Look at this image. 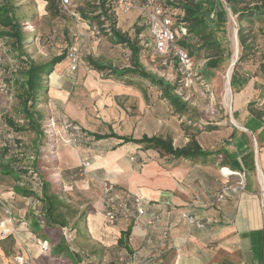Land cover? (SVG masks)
Returning <instances> with one entry per match:
<instances>
[{
    "label": "rangeland",
    "instance_id": "374dc122",
    "mask_svg": "<svg viewBox=\"0 0 264 264\" xmlns=\"http://www.w3.org/2000/svg\"><path fill=\"white\" fill-rule=\"evenodd\" d=\"M25 1L26 4H31L30 9L32 11L37 12V15H33V17L37 19V23L32 27L33 30L29 32L28 43L25 45V49L35 58H49L53 54L65 51L66 60L69 62L71 61L69 52H75L76 54L77 63L75 69H71V63L70 66L68 63L67 67L69 66V69H64L62 71L63 77H65L69 83L66 95L68 100H66V102H69V105L72 108L70 111L75 115L77 124L74 122L72 123L76 124L78 127L87 128L92 132L106 133L107 131L114 129L119 133L131 132L134 136H141L142 134L170 136L173 139L174 145L177 146L185 144L189 140V135H194L197 141L201 144L204 143V145H206L207 143L212 144L213 142H216L218 145L217 147H220L222 150L223 148L234 150L239 148L236 143L228 144L231 142L228 139L230 136L228 129L236 126L237 129L242 130L247 134L248 142L252 147V155L250 158L254 165V172L248 171V178L252 177L257 189L255 197L258 199V205H256L255 208L256 210L261 211V216L264 219V189H262L258 179L259 168L260 171L263 170L261 173L263 172L262 175L264 180V169H262L264 163V144H262L252 133L245 131L243 118L238 119L244 115L243 108L239 113L242 115L237 116L235 113L234 109L243 104V101L247 98L244 99V97H241L238 99L236 97L237 95L233 92L231 85H229L228 82V84H226L229 68L231 69L230 75L236 65L238 70L240 69L243 72L255 70V66L264 52V27L262 30L256 23L244 22L245 27L247 28L246 30L249 33L248 36L251 37L254 35L252 38L254 42L251 50H249L250 52L246 60L238 61L240 45L238 40L237 17L230 10L227 0H215V3L217 2L218 7L223 13L225 32H221L216 28L214 19L216 22L219 21V19H217L218 16L216 17V10L214 11L213 17L211 12L207 15L206 13L208 10H205V20L209 25L208 29L213 30L215 37L227 45L228 56L223 55V58L227 61L222 58V62L218 63L214 68H209L208 65L205 64L206 54L204 52L191 54V66L188 75L190 84L188 87H180L176 84L178 83L177 79L181 77L177 62L172 61V64L169 65L162 64L161 57L153 51V39L149 32L148 23L147 21L145 22L146 19L143 18L139 10L134 9L126 14H118L117 18L114 17L116 27L120 26L121 29H123V32L127 33L130 38H136L138 44L141 45L140 61L144 67L148 71L163 77L170 83L176 84V87H174V93L178 94L182 101L186 103L187 112L183 114L174 111L173 107L161 95L160 90L156 86L150 84V82L133 75H129V78H115L108 69L97 71L85 60L86 56H91L96 60L109 63L116 67L128 66L131 63L130 50L124 43H117L113 39L109 40L103 33H101L103 35H94L95 37L85 36L81 29H85L87 24L90 28H86V31L92 30L93 34L94 31L92 25H90L83 17H80V15L77 19L68 12V14L63 13L64 18L46 17L44 0ZM31 1L33 2L30 3ZM164 1L170 3L175 2L176 0ZM94 2L95 0H72V7L76 13L77 10L80 9V12H82L81 9H84L86 16H91L90 4L93 5L92 3ZM30 9L29 12H31ZM107 24L108 21H105L104 26H107ZM138 27L142 28L140 33H137ZM75 35L82 36V39L84 38L85 41H83L84 39L79 40L80 38L75 40ZM99 38L104 40L96 41ZM75 41H78V43L75 44ZM11 52V48L4 42V38H0V109H7L8 111H10L11 105L16 103V97L14 94L16 89H18L16 83H14V79L18 78L17 72H12V75L8 74L11 73L10 71L14 69L15 63H17ZM208 52L211 54V50ZM79 62L81 66L85 67V71L88 74L94 73V81H92L90 77L93 87H88V83L86 85V82H84V84L82 81H77L76 70ZM205 73L207 75H204ZM200 74L206 76L207 79L204 82H202L203 78L198 76ZM52 77H54V74H52ZM85 80L86 79L83 81ZM125 82H133L132 92L130 90L131 88L123 87L124 85L127 86ZM203 83L206 87L203 86ZM226 86L229 88L227 98L225 95ZM123 89H128V92H122ZM257 105L258 102L254 104V106ZM38 108L42 112H45L46 110L48 112H53L55 115L62 114L64 116L65 114L63 111L65 110V104L59 105L58 103H55V101L48 96V91L45 102L39 103ZM123 111L125 113L124 117H122ZM134 115L138 117H133ZM5 135L11 137L13 134L5 130V124L0 116L1 139H3L2 137H6ZM18 135L19 138L25 142L33 137V133L29 131H23ZM92 139L93 138L89 136V138L85 139L83 143H80V145L75 147L66 144L63 139H60L58 140L57 148L64 147V145L70 146L71 148H82V151L79 152L81 156H78L81 159L83 157L82 155H89L88 159H84L86 161H89L91 153H94L95 150H99L100 156L102 157L101 160H110L111 158L118 157L120 151L123 150V152H127L125 157L134 164L136 169H140L143 164L154 163V161L163 165L175 160V158L171 156H160L153 149L138 148V146L129 143H125L122 150L117 149L116 151H112V147L115 145L114 141H117V139ZM126 146H128L127 149L124 148ZM214 148H212L213 151H215ZM220 149L216 151L222 152ZM235 155L243 160L241 153ZM214 158L215 161L217 160V169L225 175L222 177L221 174L218 173L219 178L215 180V186L211 190V193L215 195L220 189L230 185L236 186L237 193L244 191L245 186L241 187V180L244 179V176L242 177L239 174H227L222 171L224 167H228L227 165L222 164L224 160L227 161L223 153H219V155L217 154ZM212 160L213 158L210 157L205 161L186 160L185 162L187 165L185 181L186 188L190 191V194H193L191 200L188 201V211L186 213L198 218L203 223L206 220L205 215H207L206 213L209 206L207 203H202L205 201L201 198V192L200 190H197V185H194L197 184V179L193 181L192 177L199 176L202 164H212L214 163ZM57 163V159L44 165L42 162H39L38 170L42 177L41 179L46 181L50 188L56 192L54 193L60 201L65 205H68L70 214L66 215V217L72 220L77 213V208L74 203L83 201V199H88L86 194L87 190L85 189L88 182L86 177L88 170L80 174L78 172V164L76 166V172L74 175L72 174L71 177L69 176L70 181L67 183V179L63 173L61 172L59 174ZM230 169L234 170L232 168ZM25 177L28 178V176ZM37 177L38 176H36V178ZM36 178L29 177L27 180L30 182V185H34L35 189H39V184L37 183ZM63 178H65V180H63ZM3 179L4 180H0L1 184H10L13 180L5 177ZM245 181L246 180L243 182L244 184H246ZM65 183L70 184L72 189L64 191L63 186ZM90 184L91 182H89V185ZM90 187L92 188L91 185ZM228 197L226 196L225 199H228ZM67 199H71L74 202L71 200H69V202ZM223 200L224 198L222 201ZM32 201L33 200H31V202ZM30 205L33 207L31 209H35V211L39 210V203H30ZM84 208L82 209L83 211ZM61 211L64 214H67L68 212L66 208ZM226 212H228V210H226ZM82 213L83 212L80 214V218L85 214ZM6 216H8L7 212L0 208V232L3 228L8 227L5 221L7 218ZM80 218L78 221H80ZM184 218L187 226L184 231V239L181 246H183L188 253L191 248L196 247L197 252L195 257H198L200 260L203 258L202 256L206 251H211V254L214 253L216 255L215 258H221L222 261L228 263L230 248H233L234 242L232 241L233 230L227 221H221L222 223L218 225L221 227L219 230L220 232L213 235L215 232L213 226H216L215 223H211L213 221L204 223L203 227H197L195 223H191L188 218L185 216ZM65 229L68 234L69 228L66 227ZM70 231L72 232L73 230ZM37 238L42 239V237L35 235L33 240L35 244ZM67 239L68 240L65 241L67 244L70 243L75 245V239L72 236L70 238L67 236ZM80 239L83 240L82 237ZM50 242L51 241H48L51 247ZM164 244L157 245L155 248L157 250L162 249L166 247ZM10 245H12V241L9 238H1L0 235V247L6 251L7 246ZM261 249L264 252V225ZM19 254L21 253L18 251L9 255L6 263H14L16 256H19ZM158 258L159 256H152V260H157ZM1 262L3 264L5 263L3 260H1ZM165 264H169V262Z\"/></svg>",
    "mask_w": 264,
    "mask_h": 264
},
{
    "label": "crops",
    "instance_id": "0c3cea01",
    "mask_svg": "<svg viewBox=\"0 0 264 264\" xmlns=\"http://www.w3.org/2000/svg\"><path fill=\"white\" fill-rule=\"evenodd\" d=\"M86 28H90L88 24ZM86 28L81 29L82 33L85 36L95 37L92 30L86 31ZM78 38H80L79 40L84 39H82V36L75 35L74 39L78 40ZM103 40L104 39L99 38L96 41ZM83 41H85V39ZM76 43H78V41H75V44ZM70 60L69 62L65 58L60 63L56 64L55 69L49 74L48 96L59 105L65 104V110H63L65 119L76 123V117L70 111L72 108L69 102H66V100H68L66 95L69 83L62 75V71L64 69H69L70 63L72 65V58ZM68 63L69 66L67 67ZM85 70V67L81 66L79 62L76 70V78L77 81L86 82V85L88 83V87L91 88L93 85L90 77L92 81H94L95 75L94 73L88 74ZM52 74H54V77H52ZM84 79L86 80L83 81ZM125 84L127 86L124 85L123 87L131 88L130 90L132 92L133 82H125ZM256 84V78L250 77L241 90L234 92L238 99L241 97H244V99L247 98L243 101V104L239 105L234 110L238 116L242 115L239 113L243 108L244 115L243 117L239 116L240 118L238 119L243 118L245 131L252 133L264 144V123L254 120L248 115L247 110L244 108V104L251 98ZM122 92H128V89H123ZM124 116L125 113L123 111L122 117ZM133 117L138 116L134 115ZM83 129L88 130L87 128ZM111 131L118 135H132L131 132L119 133L114 129L106 133ZM88 132L105 134L104 132H92L89 130ZM228 133L230 135L228 139L231 141L228 144L236 143L239 146L238 149L223 148L222 150L220 147H217L218 145L216 142L212 144L207 143L206 145L198 142L204 149L210 151H213L212 148L215 147V151L220 149L227 154H229V152L234 154L241 153L243 164L240 162L239 167L243 165L245 168L246 184L244 191L237 193L236 186L230 185L231 188L228 189V191L224 190L223 201V198L221 200L217 199V193L215 195L211 193V190L215 186V180L219 178L218 173L221 174L222 177L225 175L217 169V160L215 161L214 158L215 155H212V162L214 161V163L208 165H205V163L202 164L199 175L201 178L198 175L192 177L193 181L197 179V184L194 185H197V190L201 192V198L205 201L202 203H207L209 206L204 223L213 221L211 223L216 224V226H213L215 231L213 235L220 232L219 230L221 227L218 225L222 223L221 221H227L233 230L232 241L234 244L233 248H230L228 263L222 261L221 258H215L216 255L214 253L211 254V251H206L207 253L205 252L202 256L203 258L200 260L198 257H195L197 252L196 247L191 248L188 253L186 249L181 246L184 239V231L187 226L184 214L188 211L187 204L189 203L188 201L191 200V196H193L186 188V159L175 158L172 162L163 165L154 161V163L143 164L140 169H136L134 164L125 157L127 152H123L122 150L125 143L121 144L120 139L109 136L105 138L117 139V141H114L115 145H113L112 151H116L117 149L122 151H120L118 157L111 158L110 160H101L102 157L100 156L99 150H95L96 152L94 151V153H91L86 168L88 170L86 174L88 182L85 189L87 190L86 194L88 199H83V201L74 203L77 208V213L73 219H68L67 226H62L57 229L46 225L43 221H39V228H41L39 232L43 236V239L51 241V247L47 252H42L35 242H33L34 236L37 235L38 232L35 233L32 230L28 212L33 208L30 203L34 204L35 202H31L30 197L15 193L11 185L0 184V208L4 209L8 214L5 219L8 227L3 228L0 235L1 238H9L12 241V245L7 246V252L0 247V264H3L1 260L5 261L4 264H7V257L18 251L21 253L19 256H21L23 260L19 262L15 258L14 263L12 262L11 264H165L167 262H169V264H264V252L261 249L264 219L261 216V211L255 208V206L258 205V199L255 197L257 189L252 177L248 178V171L254 172V167H251L253 162H250L251 158L245 155L248 151L252 150V147L248 142L247 134L237 129L236 126L230 127ZM126 143L138 146V148L141 147L136 143ZM241 143L248 147H241ZM127 147L128 146L124 148L127 149ZM81 151L82 148L78 147L71 148L70 146L64 145V147L55 148V146H53L49 158L58 160L57 167L59 174L61 172L63 173L67 179V183L70 181L69 176L71 177V175H74L76 172V166L80 164L79 162L89 157V155L84 154L80 159L78 155H80L79 152ZM237 158L239 159V156H237ZM246 162L248 163L246 164ZM222 164L232 168L226 163ZM262 169H264V163ZM65 178H63V180H65ZM100 180L112 182L119 194L124 192L141 194L147 203V210H155L160 213L161 224L168 231V238L165 240V244L163 243L166 247L159 250L155 248V246L163 244L159 242L158 231L145 225V216L141 217L138 225H133L128 218L123 216H120L111 224L105 221L103 213L104 195L99 182ZM89 182H91L90 185L92 188ZM70 189H72V186L65 183L63 190L69 191ZM222 189H220V191ZM51 190L54 191L53 189ZM226 196H229L228 199H225ZM67 200L69 201L71 199ZM83 208L84 211L82 210ZM226 210H228V212H226ZM81 212L85 214L80 221L77 222ZM66 227L69 228L68 234L65 229ZM128 227H130V230L127 238H123L124 244L118 243V240ZM70 230L73 231L71 232ZM57 236H61L65 241L68 240L67 236L69 238L72 236L75 239V245L64 242L69 249V254L67 250L59 255L52 254V248L54 244L57 243L55 239ZM81 237L83 240L80 239ZM122 253H127L129 257V260L124 263H120L118 260ZM152 256H159V258L157 260H152Z\"/></svg>",
    "mask_w": 264,
    "mask_h": 264
},
{
    "label": "trees",
    "instance_id": "16d2710c",
    "mask_svg": "<svg viewBox=\"0 0 264 264\" xmlns=\"http://www.w3.org/2000/svg\"><path fill=\"white\" fill-rule=\"evenodd\" d=\"M44 2L46 17L64 18L63 13L68 14L62 8L59 0H44ZM160 2L169 6L173 26L183 25L186 27V34L178 39L177 43L188 51L190 57L191 54L204 52L206 54L205 64L209 68H214L225 59L223 55L228 56L227 45L215 37L213 30L208 29L209 25L205 20L206 14L208 15L211 12L213 17L216 10V17L218 16L217 19H219L217 22L214 19L216 28L221 32H225L223 13L218 7L217 2L215 3V0H176L170 3L160 0ZM227 2L230 10L237 17L240 45L238 61H243L246 60L254 42L252 39L254 35L248 36L249 33L246 30L244 22L256 23L261 29L264 27V0H227ZM92 4H90L91 16H86L84 9H81L82 12H80V9L77 10L78 15L83 17L90 25L96 26L98 34L103 33L117 43H124L130 50L131 63L128 66L116 67L96 60L91 56H86L85 60L87 63L97 71L108 69L115 78H129V75H133L150 82V84L160 90L161 95L173 107L174 111L186 113V103L182 101L178 94L174 93L176 84L180 87L182 85L180 83L172 84L163 77L148 71L140 61V50L142 47L138 44L137 39L130 38L127 33L123 32L120 26L116 27L114 17L117 18L120 13L116 10L115 0H95ZM30 5L26 4L25 0H0V38H4V42L10 46L12 56L17 61L14 69L8 74L12 75V72H17L18 77L14 79V83H16V87L18 88L14 94L16 103L11 105L10 111L0 109V116L5 124V130L13 134L11 137L5 135L6 137H2L3 139L0 136V180H4V177L13 179L9 185L12 186L15 193L30 197L35 203H39V210L30 209L28 217L31 221L32 230L35 233L38 232L37 235L43 239V236L39 232L41 229L39 228V221H43L46 225L57 229L67 226L68 217L66 215L70 214L68 205L60 201L54 191L51 190L49 184L41 179L42 177L38 170L39 162H42L44 165L54 161V159L49 158L54 146L52 137L47 131L46 122L49 112L46 110L42 112L38 108V105L46 100L49 74L55 69L56 64L66 58V53L65 51H61L49 58H35L25 49V45L28 43L29 32L33 30L32 27L37 23V19L33 17L34 14L37 15V12L32 11ZM29 9L31 12H29ZM205 10H208L206 14ZM105 21H108L107 26H104ZM141 30L142 28L138 27L137 33H140ZM209 50H211V54L208 52ZM153 51L157 54L154 46ZM175 62L177 61L175 60ZM254 69V71L243 72L240 69L238 70L236 65L231 73L230 85L233 92H237L244 87L248 78H256L257 84L254 87L251 98L244 104V108L254 120L264 123V52ZM204 75L207 74L205 73ZM204 75H198L203 78L202 82L207 79ZM203 86L206 87L204 83ZM257 102L258 105L254 106ZM79 130L86 136H91L92 140L113 136L120 139L121 144L132 142L139 144L144 149H153L160 156H171L191 161H205L210 156L212 157V155L216 156V154L223 153L227 159L223 163L228 164L234 170L245 172L243 165L239 167V163L243 164V160H239L234 153L229 152L227 154L224 151L204 149L194 135H189V140L185 144L177 146L174 145L173 139L170 136L142 134L140 137H133L132 135H118L112 131L100 134L90 133L81 127ZM23 131L33 133V137L27 142L19 138L18 134ZM242 146L246 145L241 143ZM251 151L245 154L246 157L252 155ZM250 162H252V159ZM251 167L253 168L254 165L252 164ZM25 176H28V178H36L38 176L36 179L39 189H35L34 185H30V182L27 180L28 178ZM65 208L68 210L67 214L61 211ZM80 217L79 215L78 219ZM129 230L130 227L122 234L118 243L124 244L123 238H127ZM55 239L57 243L52 248V254L59 255L66 250L67 252L69 251L64 243V238L57 236Z\"/></svg>",
    "mask_w": 264,
    "mask_h": 264
},
{
    "label": "built area",
    "instance_id": "2783aa9c",
    "mask_svg": "<svg viewBox=\"0 0 264 264\" xmlns=\"http://www.w3.org/2000/svg\"><path fill=\"white\" fill-rule=\"evenodd\" d=\"M62 8L73 15L76 19L79 18L78 13L72 7V0H59ZM116 10L120 14H126L134 9H138L140 14L146 19L149 27V32L153 39V46L157 54L161 57L162 64L169 65L172 61H177L178 70L181 75L177 79L183 87L189 86V70L191 66V57L186 49H184L177 40L186 34V27L183 25L173 26L171 10L168 5L161 3L160 0H115ZM94 35H98L96 26H92ZM75 50V48H74ZM75 52L70 53L72 58L71 69L76 67ZM47 131L52 137L55 148H57L58 140L63 139L70 146H78L85 139L89 138L82 133L76 124L61 115H55L49 112L47 119ZM88 161L82 160L78 166V172L81 174L86 172ZM232 174L244 176L241 187H244L245 172L231 170ZM104 195L103 213L107 223H114L120 216L128 218L133 225H138L142 216H145V225L154 228L158 231L159 242L162 244L168 238L167 229L161 224V215L155 210H147V203L139 193H122L116 191L115 185L107 180L99 181ZM227 186L221 191H218L217 199L221 200L224 196V190L230 189ZM234 188V187H233ZM232 188V189H233ZM184 216L191 223H195L197 227H203L204 223L198 218L185 213ZM36 244L42 252H47L50 249L48 241L41 238L36 239ZM16 259L21 262L23 258L16 256ZM120 263L129 260L127 253H122L118 258Z\"/></svg>",
    "mask_w": 264,
    "mask_h": 264
},
{
    "label": "bare ground",
    "instance_id": "6f19581e",
    "mask_svg": "<svg viewBox=\"0 0 264 264\" xmlns=\"http://www.w3.org/2000/svg\"><path fill=\"white\" fill-rule=\"evenodd\" d=\"M230 68H229V71H228V75H227V78H228V76L230 75ZM228 82V79H226V84H228L227 83ZM228 91H229V88H228V86H226V93H225V95H226V98H227V94H228ZM222 171H224L225 173H227V174H232L233 172L231 171V169H229L228 167H224L223 169H222ZM258 179H259V182H260V184H261V187H262V189H264V180H263V175H262V173H261V171H260V169L258 168Z\"/></svg>",
    "mask_w": 264,
    "mask_h": 264
},
{
    "label": "water",
    "instance_id": "95a60500",
    "mask_svg": "<svg viewBox=\"0 0 264 264\" xmlns=\"http://www.w3.org/2000/svg\"><path fill=\"white\" fill-rule=\"evenodd\" d=\"M230 77H231V75H229V77H228V83H229V85H230Z\"/></svg>",
    "mask_w": 264,
    "mask_h": 264
}]
</instances>
